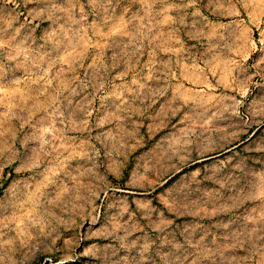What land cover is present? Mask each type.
<instances>
[{
  "label": "rangeland",
  "instance_id": "1",
  "mask_svg": "<svg viewBox=\"0 0 264 264\" xmlns=\"http://www.w3.org/2000/svg\"><path fill=\"white\" fill-rule=\"evenodd\" d=\"M261 105L264 0H0V264H264Z\"/></svg>",
  "mask_w": 264,
  "mask_h": 264
},
{
  "label": "bare ground",
  "instance_id": "2",
  "mask_svg": "<svg viewBox=\"0 0 264 264\" xmlns=\"http://www.w3.org/2000/svg\"><path fill=\"white\" fill-rule=\"evenodd\" d=\"M258 107H259L258 110L254 113H251L249 115L250 117L248 119H244V120H240V121L238 120L239 122L237 121V123H240V127H238V128L235 127V128H230V129L231 130L234 129L233 132H249V130L252 129L253 126H258V125L263 126L264 125V105H261ZM235 125H236V123H235ZM226 132H228V131H226Z\"/></svg>",
  "mask_w": 264,
  "mask_h": 264
}]
</instances>
